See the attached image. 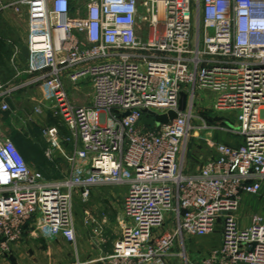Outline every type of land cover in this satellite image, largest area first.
Returning a JSON list of instances; mask_svg holds the SVG:
<instances>
[{"label": "built area", "instance_id": "2783aa9c", "mask_svg": "<svg viewBox=\"0 0 264 264\" xmlns=\"http://www.w3.org/2000/svg\"><path fill=\"white\" fill-rule=\"evenodd\" d=\"M5 9L26 14L29 51L25 68L13 53L17 75L27 78L10 90L43 89L35 111L54 121L43 128L45 155L60 151L69 170L47 178L0 129L2 249L29 223L47 238L76 242L75 196L88 202L95 189L125 186L120 236L103 264L181 256L189 264L186 241L216 231L220 244L196 264H264V214L249 223L240 214L244 195L264 187V0H0ZM83 82L92 86L88 104L70 93ZM206 90L212 110L230 112L234 123L195 115ZM182 91L187 106L179 110ZM145 109L178 114L148 126ZM216 132L240 141H216ZM192 138L217 155L188 172ZM87 214L104 242L105 220Z\"/></svg>", "mask_w": 264, "mask_h": 264}, {"label": "crops", "instance_id": "0c3cea01", "mask_svg": "<svg viewBox=\"0 0 264 264\" xmlns=\"http://www.w3.org/2000/svg\"><path fill=\"white\" fill-rule=\"evenodd\" d=\"M11 1L15 0L7 2ZM6 10L11 9L0 11V19ZM10 19L0 21V129L12 137L32 169L40 170L47 178L54 179L48 177L46 173L63 175L68 172L69 163L60 151H57L53 159H48L45 155L48 143L42 133L43 128L54 121L48 112L35 111L39 102L45 99V92L39 86L10 90L27 78L25 74L17 75V66L12 61L13 53L18 51L17 62L20 68L26 67L29 54L26 40L27 25L26 32L18 36L13 31L14 22ZM81 93L80 89V95ZM90 95L92 96V93ZM3 100L9 103L8 110L2 108ZM34 129L39 132V138H42L46 145L43 146L36 140L37 135L32 134ZM63 132H67V129H63ZM17 134L19 136H16ZM63 148L70 152L73 143L65 142ZM186 170L191 172L187 168ZM122 190L125 191V189ZM112 204H114L113 213L116 219L112 227L119 226V231L116 232L110 225L112 219L110 218L111 210L106 209L108 204H99L93 208L89 206L85 208V213L83 212L81 223H77L75 214L76 242H70L61 236L47 238L36 229L34 223H29L23 237L10 249L4 250L0 245V264H103L100 259L113 252L114 243L120 236L123 220L122 208L116 207L118 206L116 202ZM89 212L98 219L105 220L104 242H100L99 236L94 232V223L86 221Z\"/></svg>", "mask_w": 264, "mask_h": 264}, {"label": "rangeland", "instance_id": "374dc122", "mask_svg": "<svg viewBox=\"0 0 264 264\" xmlns=\"http://www.w3.org/2000/svg\"><path fill=\"white\" fill-rule=\"evenodd\" d=\"M3 1H9V0H2ZM2 16V15H1ZM11 18V19H10ZM7 19L13 20L14 24V32L15 34L23 35V33L26 32V14L17 16L13 10H6V12L3 14V17H1L0 21H6ZM80 87V88H79ZM79 88V92L77 89ZM78 88L71 87L72 92L75 100L77 103L82 104H88L91 101L92 96L90 95L92 93V86L90 83L85 82L83 83L82 87L79 85ZM74 89V90H73ZM80 89L82 91L80 95ZM214 97V93L206 90L201 91L197 95V98L194 102V113L197 117H205L210 122H221L222 120L230 121L231 123H234L235 119L234 116L227 111H214L211 108V99ZM142 122L147 124L148 126H152L156 123L155 116L152 115L149 112L143 113L142 116ZM218 123V122H217ZM197 125H199L198 121L196 122ZM33 135H37L35 138L37 141L41 143V145H46V142L42 140V138H39V132H36V130H32ZM16 136H19L18 134ZM14 137V136H13ZM240 138V137H239ZM237 136H234L232 134H226L223 132H216L214 135V139L219 142H226V143H238L240 141ZM25 144V143H23ZM26 145V144H25ZM217 155V152L215 148L208 142H205L202 139L198 138H192L190 139L188 143L187 148V156H186V168L191 171L195 172L198 171L202 165L210 158H213ZM59 176H62V174H58ZM58 175L51 174L48 176L51 177H57ZM119 189V190H118ZM126 189L125 186L121 187H113V186H106L99 189L94 190V194L92 195L91 199L88 202H84L79 196H75L74 200V209L75 214L77 215V223H81V217L83 215V212L85 213V208L91 206L90 208L95 207L96 205L99 206V204L105 205L108 204L109 206H106L107 210H111V219L110 222L111 227L114 225V220L116 221L114 217V204L118 205L116 207L122 208V194L124 193V190ZM114 201V202H113ZM111 203V204H110ZM98 209V208H97ZM264 214V187L262 192L259 195H250L246 194L243 197L241 207H240V214L243 217H246L245 223H249L251 220L252 214ZM117 224V222H116ZM171 222L168 221V225L170 226ZM113 230L116 232L119 231V226L112 227ZM119 228V229H118ZM112 230V231H113ZM221 242V233L220 231H216L214 234L206 236V237H197V238H191L186 241L187 245V257L189 260V264H196V258L199 255H204L208 250ZM180 247V246H179ZM200 252V253H198ZM169 264H187V261L185 257H178L175 260H171Z\"/></svg>", "mask_w": 264, "mask_h": 264}, {"label": "water", "instance_id": "95a60500", "mask_svg": "<svg viewBox=\"0 0 264 264\" xmlns=\"http://www.w3.org/2000/svg\"><path fill=\"white\" fill-rule=\"evenodd\" d=\"M187 106V93L182 91L181 92V98H180V106H179V110H184ZM144 112H149L152 115L155 116L156 121L158 122H163V123H167L169 122L171 119L175 118L177 116V111L175 110H170L168 113L165 114H159L156 112H153L151 110L145 109ZM128 114V112L125 113V115Z\"/></svg>", "mask_w": 264, "mask_h": 264}, {"label": "trees", "instance_id": "16d2710c", "mask_svg": "<svg viewBox=\"0 0 264 264\" xmlns=\"http://www.w3.org/2000/svg\"><path fill=\"white\" fill-rule=\"evenodd\" d=\"M1 61H2V57H1ZM46 175L48 176V175H50V174L46 173ZM51 176H52V174H51ZM51 176H50V177H51ZM48 177H49V176H48ZM59 177H61V176L58 175L57 178H59ZM52 178H56V177H52Z\"/></svg>", "mask_w": 264, "mask_h": 264}]
</instances>
